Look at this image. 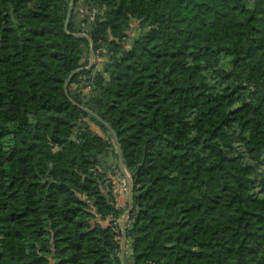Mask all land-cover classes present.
<instances>
[{"label":"trees","instance_id":"trees-1","mask_svg":"<svg viewBox=\"0 0 264 264\" xmlns=\"http://www.w3.org/2000/svg\"><path fill=\"white\" fill-rule=\"evenodd\" d=\"M84 1L0 0V264H120L113 134L132 264H264V0Z\"/></svg>","mask_w":264,"mask_h":264},{"label":"rangeland","instance_id":"rangeland-1","mask_svg":"<svg viewBox=\"0 0 264 264\" xmlns=\"http://www.w3.org/2000/svg\"><path fill=\"white\" fill-rule=\"evenodd\" d=\"M76 1H77V4L73 3V9H74V6L76 5L75 10H74V14H75L74 21H75V24H77V25L80 24L81 28L85 30L88 28L89 21L91 20L90 16L88 19H86L85 15H89L91 12H89L90 11L89 9L85 10L83 8L87 2H85L84 0H76ZM74 2H75V0H74ZM90 6L100 8L94 4H92ZM101 11H102V14H105V12L107 11V8L103 7L101 9ZM139 34H140V31L138 28V21H135V20L131 21L129 30L127 31L125 38L122 40V45L124 47L128 48L131 45V42ZM107 47H108L107 44L104 43V44H102L101 47L98 48L97 51L93 50L92 65L89 68V69L93 68V72H96V71L102 69V62L106 59ZM84 60L87 63L86 67H89V65H90V47L88 49V52H86V57ZM76 88H77V85H75V84H72L69 86L70 92H74ZM81 93L84 97V101H86V99H88V97L91 96L88 88L81 89ZM91 107H93V105H91ZM94 112H96V111H94ZM81 121L83 123H85L93 132L97 133L98 135H100L102 137H109L108 133L105 130L100 128V126L97 125L96 122L90 120L88 117L82 118ZM110 153H111L110 155L104 156V162L102 163V167L108 166V171L103 174L104 188H105V190L110 192V196L115 200V202L119 206L126 207V210H127L129 195L131 192L130 183L132 185V178L128 174L124 165H123L124 172L122 171L120 164H119V160H118V153L116 154L115 150H113V149ZM234 153L237 155H242V156L244 155L243 148L240 144H236V148L234 150ZM243 158H244L243 159L244 162L255 164V166H256L255 178L257 180L263 179L264 178V160L254 162V161L249 160L246 157H243ZM128 177H130L131 181L128 180ZM132 192H133V189H132ZM121 221H122V218L117 220V225L119 226L120 229H121ZM119 243H120V249H121L122 236L119 239ZM119 254H120V252H119ZM129 255H130L129 242L127 240H125L123 264H132V259L130 258Z\"/></svg>","mask_w":264,"mask_h":264},{"label":"water","instance_id":"water-1","mask_svg":"<svg viewBox=\"0 0 264 264\" xmlns=\"http://www.w3.org/2000/svg\"><path fill=\"white\" fill-rule=\"evenodd\" d=\"M73 3H74V0H70V5H69V9H68V13H67V18H66V21H65V29L67 28V23H68V20H69V17H70V13L72 12V9H73ZM78 36H82V37H85V38H88L86 35H78ZM92 55H93V44L92 42L90 41V65L89 67H85V69H89L90 66L92 65ZM81 69H78L74 72H72V74L80 71ZM67 83H68V80H66L65 82V90L67 88ZM82 109H84L86 112H88L90 115L96 117L100 122H102L112 133L113 131L110 129V127L100 118L98 117L94 112H92L91 110L87 109V108H83L81 107ZM114 137H115V141L117 143V153H118V160H119V164H120V167L122 169V171L124 172V169H123V162H122V155H121V149H120V146L116 140V136L115 134H113ZM128 180L131 181L130 177H128ZM130 189H131V192H130V195H129V201H128V209L126 210V212L124 213L123 217H122V221H121V233H122V243H121V249H120V254H119V259H120V264H123V255H124V243H125V240H126V237H125V230H124V223L128 217V214L130 213L131 209H132V185L130 183Z\"/></svg>","mask_w":264,"mask_h":264}]
</instances>
